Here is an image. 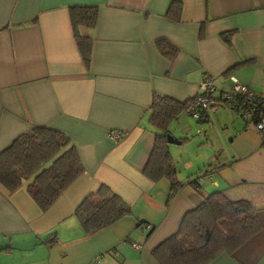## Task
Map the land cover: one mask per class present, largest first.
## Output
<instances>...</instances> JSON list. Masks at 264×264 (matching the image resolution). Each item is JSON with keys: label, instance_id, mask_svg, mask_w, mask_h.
Returning a JSON list of instances; mask_svg holds the SVG:
<instances>
[{"label": "crops", "instance_id": "0c3cea01", "mask_svg": "<svg viewBox=\"0 0 264 264\" xmlns=\"http://www.w3.org/2000/svg\"><path fill=\"white\" fill-rule=\"evenodd\" d=\"M72 5L97 7L92 28L80 29L91 41L87 66ZM231 77L264 99V0H0V150L48 126L83 167L45 212L25 184L10 195L0 185V264H159L151 250L218 190L248 200L258 228L206 264H264V143L252 122L225 106L200 119L182 110L168 123L177 142H166L180 186L168 197L166 179L143 173L158 131L148 121L152 94L190 100L207 79L218 95ZM99 184L130 214L84 234L72 211ZM49 232L53 246L42 241Z\"/></svg>", "mask_w": 264, "mask_h": 264}, {"label": "trees", "instance_id": "16d2710c", "mask_svg": "<svg viewBox=\"0 0 264 264\" xmlns=\"http://www.w3.org/2000/svg\"><path fill=\"white\" fill-rule=\"evenodd\" d=\"M175 4V1L170 3L168 14ZM68 11L76 46L87 66L91 41L80 29L92 28L97 7L72 5ZM228 34L222 32L220 36L228 42ZM159 48L168 52L163 43ZM191 100L179 102L153 93L150 101L148 121L158 131L143 173L152 181L166 179L170 185L168 197L180 186L166 147L168 123L185 110ZM261 138L264 143V136ZM82 171L74 145L62 132L48 126H32L0 150V185L5 194L10 195L25 184L26 193L40 212H45ZM189 183L198 187L196 178ZM128 214L130 207L104 184L85 193L72 211L84 234L93 233ZM257 228L254 208L248 200L230 199L218 190L204 195L198 205L186 211L176 231L150 253L159 264H206L218 253L231 252L240 246ZM42 241L53 246L57 238L54 232H49Z\"/></svg>", "mask_w": 264, "mask_h": 264}, {"label": "built area", "instance_id": "2783aa9c", "mask_svg": "<svg viewBox=\"0 0 264 264\" xmlns=\"http://www.w3.org/2000/svg\"><path fill=\"white\" fill-rule=\"evenodd\" d=\"M231 80L230 90L220 92L218 95H214V87L209 80L200 82L197 95L187 104L185 111L194 118L200 119L216 107L225 106L244 120L252 122L258 133L264 136V99L235 78L231 77ZM109 136L114 140L119 137L115 132L110 133ZM195 178L198 182L199 176ZM142 225L151 228L149 224ZM130 245L138 247L133 242Z\"/></svg>", "mask_w": 264, "mask_h": 264}, {"label": "water", "instance_id": "95a60500", "mask_svg": "<svg viewBox=\"0 0 264 264\" xmlns=\"http://www.w3.org/2000/svg\"><path fill=\"white\" fill-rule=\"evenodd\" d=\"M166 142L173 143L177 142L176 138L172 137L170 134L166 135Z\"/></svg>", "mask_w": 264, "mask_h": 264}, {"label": "rangeland", "instance_id": "374dc122", "mask_svg": "<svg viewBox=\"0 0 264 264\" xmlns=\"http://www.w3.org/2000/svg\"><path fill=\"white\" fill-rule=\"evenodd\" d=\"M188 117H191V116H188ZM23 183H25V182H23ZM50 212V211H49ZM73 216V215H72ZM73 218H75V217H73ZM58 229V228H57Z\"/></svg>", "mask_w": 264, "mask_h": 264}]
</instances>
